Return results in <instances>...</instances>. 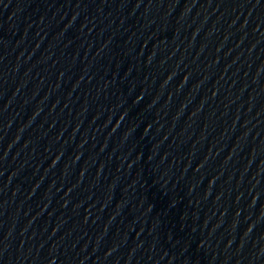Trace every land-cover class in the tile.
Wrapping results in <instances>:
<instances>
[{
	"label": "water",
	"instance_id": "1",
	"mask_svg": "<svg viewBox=\"0 0 264 264\" xmlns=\"http://www.w3.org/2000/svg\"><path fill=\"white\" fill-rule=\"evenodd\" d=\"M0 264H264V0H0Z\"/></svg>",
	"mask_w": 264,
	"mask_h": 264
}]
</instances>
